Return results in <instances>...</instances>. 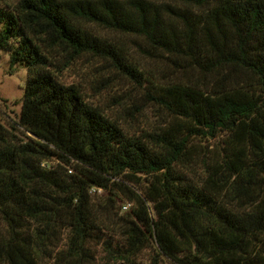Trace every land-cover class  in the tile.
Wrapping results in <instances>:
<instances>
[{
	"label": "trees",
	"instance_id": "16d2710c",
	"mask_svg": "<svg viewBox=\"0 0 264 264\" xmlns=\"http://www.w3.org/2000/svg\"><path fill=\"white\" fill-rule=\"evenodd\" d=\"M96 27L188 81L145 77ZM0 53L26 70L0 121V264H98L96 246L102 264H264V0H7ZM84 54L168 118L127 133L62 79Z\"/></svg>",
	"mask_w": 264,
	"mask_h": 264
},
{
	"label": "rangeland",
	"instance_id": "374dc122",
	"mask_svg": "<svg viewBox=\"0 0 264 264\" xmlns=\"http://www.w3.org/2000/svg\"><path fill=\"white\" fill-rule=\"evenodd\" d=\"M4 1L7 0H0V4ZM94 30L118 43L129 59L142 68L145 77L161 82L188 81L189 77L187 78L185 73L175 71L165 59L145 53L143 50L146 45L141 38L103 30L99 27ZM25 78V68L16 66L10 69L7 55L0 53V121L5 125L15 120L19 114V100L24 92ZM62 79L68 83L78 84L88 100L100 107L106 115L118 121L129 134L139 136L144 132H151L168 118L163 110L143 98L139 85L123 76L109 62L98 57L84 54L63 71ZM211 142L213 141H209ZM116 192L119 200L111 195L117 201L112 204L113 211L123 214L121 209L127 211L131 206L129 204L126 209L121 208V204L128 201L121 191ZM97 194L106 196V193L101 190ZM95 249L98 264H102L105 262L103 259L105 253L101 246H96ZM152 254L151 249H146L141 253L140 259L145 264H150ZM159 264L169 263L159 260Z\"/></svg>",
	"mask_w": 264,
	"mask_h": 264
},
{
	"label": "built area",
	"instance_id": "2783aa9c",
	"mask_svg": "<svg viewBox=\"0 0 264 264\" xmlns=\"http://www.w3.org/2000/svg\"><path fill=\"white\" fill-rule=\"evenodd\" d=\"M126 207H127V205H124L122 208H123V209H126Z\"/></svg>",
	"mask_w": 264,
	"mask_h": 264
}]
</instances>
